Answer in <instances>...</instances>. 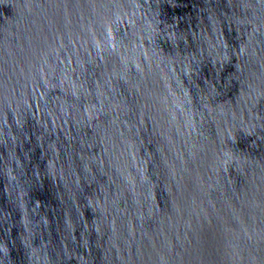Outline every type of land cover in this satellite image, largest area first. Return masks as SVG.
<instances>
[{"label": "water", "instance_id": "1", "mask_svg": "<svg viewBox=\"0 0 264 264\" xmlns=\"http://www.w3.org/2000/svg\"><path fill=\"white\" fill-rule=\"evenodd\" d=\"M0 264H264V0H0Z\"/></svg>", "mask_w": 264, "mask_h": 264}]
</instances>
